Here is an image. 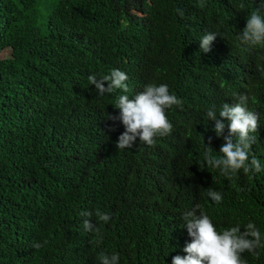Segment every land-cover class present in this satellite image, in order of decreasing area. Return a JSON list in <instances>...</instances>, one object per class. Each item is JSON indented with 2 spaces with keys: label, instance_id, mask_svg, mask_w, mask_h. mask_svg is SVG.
Here are the masks:
<instances>
[{
  "label": "trees",
  "instance_id": "1",
  "mask_svg": "<svg viewBox=\"0 0 264 264\" xmlns=\"http://www.w3.org/2000/svg\"><path fill=\"white\" fill-rule=\"evenodd\" d=\"M199 3L0 0V264H100L101 252L118 253L119 264H171L186 255L182 214L196 204L218 231L251 221L264 238V46L239 39L252 11L264 17V0ZM208 32L218 35L205 53ZM112 69L127 74L128 92L100 96L87 78ZM148 83L182 101L166 110L172 133L118 149L124 127L108 115L119 114V95L132 99ZM234 92L259 114L249 158L261 171L228 179L203 153L220 155L224 139L206 112L232 104ZM96 209L110 220L97 221ZM81 210L93 212L100 243ZM256 251L241 257L264 264V247Z\"/></svg>",
  "mask_w": 264,
  "mask_h": 264
},
{
  "label": "clouds",
  "instance_id": "2",
  "mask_svg": "<svg viewBox=\"0 0 264 264\" xmlns=\"http://www.w3.org/2000/svg\"><path fill=\"white\" fill-rule=\"evenodd\" d=\"M199 7H204L203 0H200ZM243 5H241V8ZM218 33L208 32L200 39V49L207 53ZM245 45L264 46V17L260 15V9L252 11L246 21V25L239 37ZM89 85H94L98 95L113 93L120 89L123 93L128 92L125 83L128 76L119 69H112L107 75L99 79L95 75L88 76ZM233 103H223L219 111L216 106L209 108L206 112L208 118L215 121L214 130L216 136H223L224 143L219 149V156L212 154L211 147H206L203 153L204 162L207 168L218 169L220 173L231 179L239 170L243 169L245 174L258 173L261 171L260 161L255 155L249 158V150L256 137L260 126L259 114L246 107L248 95L246 93H233ZM173 106L183 107L182 101L169 90L165 83H148L144 89L130 99L129 95L121 94L114 104L119 109L118 115H108L113 121H120L124 131L116 141L118 149L132 148L137 138L140 142L149 146L155 145L156 136L170 135L173 125L169 121L166 110ZM217 114L220 118L218 119ZM228 122V134H224L225 123ZM212 137H208V144L211 145ZM200 167H204L203 164ZM206 195L216 204H220L223 196L220 192L209 189ZM97 221L107 223L110 215L95 210ZM79 215L83 217V228L88 232H95L98 236L97 243L103 240L100 228L90 219L93 212L81 210ZM188 235L191 237L183 251L186 255H175L171 264H247L241 254L245 251L258 255L256 251L264 247V238L256 225L249 221L243 226L236 224L218 231L212 219L206 214L201 205L196 204L190 211L182 214ZM34 249H40L43 245L40 242H33ZM118 253L107 254L101 252L98 256L100 264H119Z\"/></svg>",
  "mask_w": 264,
  "mask_h": 264
}]
</instances>
